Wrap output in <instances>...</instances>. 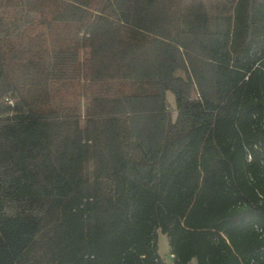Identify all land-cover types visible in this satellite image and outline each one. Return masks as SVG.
I'll list each match as a JSON object with an SVG mask.
<instances>
[{
	"label": "trees",
	"instance_id": "16d2710c",
	"mask_svg": "<svg viewBox=\"0 0 264 264\" xmlns=\"http://www.w3.org/2000/svg\"><path fill=\"white\" fill-rule=\"evenodd\" d=\"M157 231L264 264V0H0V264H164Z\"/></svg>",
	"mask_w": 264,
	"mask_h": 264
},
{
	"label": "rangeland",
	"instance_id": "374dc122",
	"mask_svg": "<svg viewBox=\"0 0 264 264\" xmlns=\"http://www.w3.org/2000/svg\"><path fill=\"white\" fill-rule=\"evenodd\" d=\"M167 100H168V109L171 112L172 116H175V108H174V102H173V95L172 93H167ZM156 242H157V251L164 262V264H173V258L172 255L169 252V245H168V239L167 236L159 231H157L156 235ZM188 264H195L194 260H191Z\"/></svg>",
	"mask_w": 264,
	"mask_h": 264
}]
</instances>
